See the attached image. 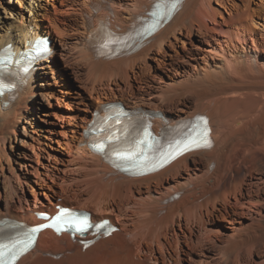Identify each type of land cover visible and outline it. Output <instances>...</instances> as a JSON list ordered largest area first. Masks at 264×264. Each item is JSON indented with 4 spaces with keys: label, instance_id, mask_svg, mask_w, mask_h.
I'll list each match as a JSON object with an SVG mask.
<instances>
[{
    "label": "bare ground",
    "instance_id": "obj_1",
    "mask_svg": "<svg viewBox=\"0 0 264 264\" xmlns=\"http://www.w3.org/2000/svg\"><path fill=\"white\" fill-rule=\"evenodd\" d=\"M159 1L64 0L61 9L42 13L30 4L29 16L20 12L17 25L8 22L10 36L0 35V48L11 44L16 52L37 37L51 42L48 57L37 56L18 72L17 97L0 96V166L3 160L17 164L2 174L0 220L33 225L39 223L35 212L53 213L61 205L87 211L94 220L109 218L118 227L87 248L46 230L17 264H264L263 0H184L133 52L97 54L91 42L100 26L124 34ZM180 35L189 47L178 52ZM166 47L173 49L167 53ZM72 53L81 74H68ZM57 57L66 61L63 73L56 67L60 80L62 74L69 83L76 79L88 96L74 90L77 96L70 97L48 81L46 74L55 69L44 66H53ZM148 60L156 64L148 66ZM59 92L78 100L75 113L51 104L55 98L69 108ZM38 93L52 110L40 104L43 119L34 113ZM114 101L158 112L156 132L206 115L213 146L148 176L125 175L89 149L86 135L89 113ZM37 118L51 127L50 144L42 129L33 128Z\"/></svg>",
    "mask_w": 264,
    "mask_h": 264
},
{
    "label": "rangeland",
    "instance_id": "obj_2",
    "mask_svg": "<svg viewBox=\"0 0 264 264\" xmlns=\"http://www.w3.org/2000/svg\"><path fill=\"white\" fill-rule=\"evenodd\" d=\"M60 1L64 2V0H51V1L50 0H21V3H22V5L24 7H20V5H19L17 0H0V35L6 33L8 36H10L12 31H11V29H8V27H10L8 22L12 21V23H14V25H17L18 22L20 21V14H19L20 12H22L24 14V16H27V15L29 16L30 12L32 13V11L29 12V5L30 4L32 6H34L36 11H38L40 13H42L44 9H50L53 12V10H54L53 6H55L56 11L62 8ZM263 4H264V0H263ZM214 6L218 7L215 2H214ZM219 9H221V8H219ZM58 15H61V12H59ZM38 17H41V16L38 15ZM180 38H182L181 35L179 36V39ZM196 39H197V36L193 35L192 36V40H196ZM180 40L181 41L178 43V46L176 45L177 46L176 48H178V52L181 51V48H182L183 45H185L186 48L189 47L188 46V42H187L186 39L182 38ZM67 41H69V40L66 39L65 42H67ZM58 44L59 43L57 42V46L60 48V46ZM172 49H173V47L172 48L166 47L164 52L169 53V51H171ZM69 56L70 57L66 58V60L68 59L67 62L65 61L66 65L70 62L68 65L70 66L71 69L69 68L70 70L69 71L67 70L68 74H70L72 72V70H75V69H76V71H78L81 74L82 73L81 72L82 69H80L81 66H79L81 64L77 61V58H75V55L73 53L71 55H69ZM65 62L61 59V57H57V59H55V62H53L54 63L53 66L49 65V64L44 66V67H46L47 71L50 68H53V67L55 69L54 73L46 74L48 76V81L52 82L55 85L54 88H58V89H60L63 92L66 91L65 94L69 95L70 97L71 96L72 97H74V96L76 97L77 96L75 93L71 95V92L74 91V90H79L80 92L83 93V96H88L87 92L79 87L81 85V83H78V81L76 82V79H74V78L72 79L70 77V75H69V77L71 78L70 83L67 80H65V76L63 74H62V80H60V76H58L59 74H57L58 69H56V67H57V65H59V67H62V69H60V70L63 73V70H64L63 66L65 65ZM147 64H148V66H153L156 63L153 60H148ZM40 75H42V73H40L37 76V78H36L37 80L39 79ZM132 84L135 85L136 82L134 81V82H132ZM38 88H45V87L40 86ZM45 89H47V87ZM45 89L44 90L40 89L38 92H42V91L45 92ZM48 91H51V90L49 89ZM62 94L63 93L60 94V92L58 93V96H59L58 98H59L60 103H61L62 99L63 100L65 99ZM53 95H54L53 97H56L57 93L55 92V93H53ZM47 98H49V97H46V99ZM43 99H45V98L39 93L33 98V100L35 101L33 103L34 113L39 115L40 117H42V119L44 117H43L42 114H39V112L43 113L45 111H43L44 109L41 110V111L38 109V107H40V104H42V105L44 104V106L46 107V110H48V112H52V110L49 107H47V104L44 102ZM49 101L51 102L52 105H54V107H57V110L70 111L71 113H75V110L78 108L77 102L76 103L74 102V101H78L77 99L70 100V101L65 99V101L68 102V104H69V108L68 109L63 108V107H59L56 104L55 98H50ZM92 113H93V111H92ZM92 113H89V114H92ZM35 114H34V116H36ZM29 115H31V114H29ZM60 127H61V124H60ZM33 128H35L36 130H41L42 129V132L39 131V133L43 134L44 139H46V142L48 144H50V141L48 140L49 138H52V139L55 138L54 135L50 134V128L51 127L49 125H47L46 123L41 122L38 118H37L36 123L33 125ZM57 130L61 131L62 129L57 127ZM31 134H33V132H31ZM13 140H14V137H13ZM14 145H17V144H14ZM53 146L56 147V148L58 147L55 143L53 144ZM9 153H10L11 157H13L12 150H9ZM22 164H23V161H21L20 165H22ZM10 166H17V164L12 160V163L9 165L7 160H3L2 164L0 166V172H1L0 173V203H3L4 197H5L4 189H3V183H2L3 182L2 174H4V173L5 174H9ZM237 168H239V167H237ZM2 170H3V172H2ZM240 176L241 177H245V174L242 173ZM32 178L34 180L38 181L37 178H35V177H32ZM27 194H28V197L30 196V198H32L31 197V193L29 192V190L27 191Z\"/></svg>",
    "mask_w": 264,
    "mask_h": 264
},
{
    "label": "snow or ice",
    "instance_id": "obj_3",
    "mask_svg": "<svg viewBox=\"0 0 264 264\" xmlns=\"http://www.w3.org/2000/svg\"><path fill=\"white\" fill-rule=\"evenodd\" d=\"M179 0H173V7L177 4ZM119 38L111 37L112 42H117ZM182 138L175 141V146L178 151L176 155L182 154L184 151H190L194 148L207 147L209 146L208 141V129L206 126V121L203 117H196L194 120L188 122L183 126L181 131ZM147 159V158H146ZM7 246H0V248H6ZM15 245H13V248ZM3 252H0V256Z\"/></svg>",
    "mask_w": 264,
    "mask_h": 264
}]
</instances>
